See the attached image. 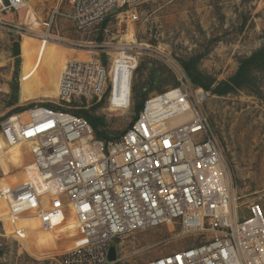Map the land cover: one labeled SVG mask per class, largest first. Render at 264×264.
Returning a JSON list of instances; mask_svg holds the SVG:
<instances>
[{
    "label": "built area",
    "instance_id": "built-area-1",
    "mask_svg": "<svg viewBox=\"0 0 264 264\" xmlns=\"http://www.w3.org/2000/svg\"><path fill=\"white\" fill-rule=\"evenodd\" d=\"M149 1L70 0L68 12L53 11L40 32L26 23L28 12L22 23L9 20L26 9L25 0H0V30L65 46L68 41L50 32L59 15L84 32L117 10L119 18L137 21L138 7ZM83 53L91 56L64 65L58 109L36 105L26 121L13 116L0 124V158L7 168L16 160L5 159L8 153L26 146L29 155L21 168L23 180L0 188L11 236L24 239L33 232L30 225L15 230L20 221H35L37 230L45 232L74 223L83 242L61 253L54 264H115L108 252L116 241L177 227L182 236L195 237L192 244L144 264H264V215L258 203L240 214L232 170L203 112L207 92L192 85L164 51L135 41L118 43L109 67L98 51ZM143 56L162 60L175 85L147 98L118 139H96L91 125L71 113L68 104L100 101L108 94L110 109H129L133 74ZM121 63L126 77L116 83Z\"/></svg>",
    "mask_w": 264,
    "mask_h": 264
},
{
    "label": "rangeland",
    "instance_id": "rangeland-1",
    "mask_svg": "<svg viewBox=\"0 0 264 264\" xmlns=\"http://www.w3.org/2000/svg\"><path fill=\"white\" fill-rule=\"evenodd\" d=\"M25 2L26 9L10 16V22H24L28 12L29 28L43 32L49 15L53 11L65 15L70 0ZM118 12H111L101 25L84 32L76 30L72 22L59 15L50 32L68 41L65 46L44 43L37 36L0 30V124L13 116L26 121L27 112L36 105H57L55 89L62 66L68 59L90 57L85 51H98L104 65L109 67L116 45L135 41L164 51L181 67V62H196L197 69L214 80V87L233 77L241 60L264 48V0H152L138 7V20L134 22L119 18ZM256 77L258 80L252 88L224 96L207 92L208 100L203 104V112L232 170L242 215L252 203H258L264 215L261 200L264 195V73ZM149 80L152 85L144 90L147 98L176 83L174 74L162 60L143 56L133 74L132 88H140ZM13 84L17 85L14 105L10 104ZM107 95L100 101L76 99L68 106L72 111L82 110L102 118L105 126L101 130L114 138L122 135L134 121L136 100L132 94L130 108L115 111L109 108ZM1 150L0 140V157ZM26 150L23 146L4 156L16 160L8 167L10 175L4 176L0 167V188L23 180L21 168L29 159ZM4 213L5 205L0 203V264H54L76 241L74 223L68 228L45 232L37 230L35 221H20L15 230L30 225L33 232L24 239H16L11 236L13 229ZM194 238L182 236L177 227L136 232L114 243L115 264H144L189 247Z\"/></svg>",
    "mask_w": 264,
    "mask_h": 264
},
{
    "label": "trees",
    "instance_id": "trees-1",
    "mask_svg": "<svg viewBox=\"0 0 264 264\" xmlns=\"http://www.w3.org/2000/svg\"><path fill=\"white\" fill-rule=\"evenodd\" d=\"M15 55L18 56L17 51ZM181 64L185 74L187 75L192 85L200 87L204 91L210 92L213 95L224 96L233 93L237 90H242L244 88H252L255 86V82H257L258 80L256 74L264 73V48L256 51L248 58L241 60L235 75L227 81L217 83L214 87H212L214 85V80L202 74L197 69L196 62H181ZM151 83L152 81L149 80L148 82L143 83L140 88H132L133 99L136 100L134 105V109L136 112L134 121L136 120L138 113L142 110L143 104L147 99V91L144 90L150 87L152 85ZM12 89L14 94L11 97L10 104L14 105L17 101V85L13 84ZM143 92L145 94H143ZM47 106L54 109H58V107L53 104H47ZM16 112H20V110H16ZM70 112L86 120L93 128L95 138L98 140L107 142L109 140L118 139L121 136L119 135L118 137L111 138L106 131H102L101 127L105 126L102 118L92 117L82 110H70ZM130 126L131 124L129 125V127Z\"/></svg>",
    "mask_w": 264,
    "mask_h": 264
},
{
    "label": "bare ground",
    "instance_id": "bare-ground-1",
    "mask_svg": "<svg viewBox=\"0 0 264 264\" xmlns=\"http://www.w3.org/2000/svg\"><path fill=\"white\" fill-rule=\"evenodd\" d=\"M43 41V40H42ZM44 43H48V44H50V45H59V44H56V43H49V42H45V41H43ZM60 46H63V45H60ZM66 63V62H65ZM65 63H64V65H65ZM64 65L62 66V68H61V70H60V75H59V78H58V82H57V86H56V89H55V97H57V90H58V84H59V80H60V76H61V73H62V71H63V69H64ZM120 69V70H119ZM124 65L121 63L118 67H117V72H116V75H115V77H114V79H115V81H116V83L117 82H120V81H122V80H124L125 79V77H126V74H125V71H124ZM0 167L2 168V172H3V175L4 176H7V175H10L9 174V171H8V168H7V166H6V163H5V161H3V159H1L0 158ZM76 233H77V228H76ZM83 241L81 240V238L78 236H76V241H74L73 243H72V245L70 246V247H73L76 243H82Z\"/></svg>",
    "mask_w": 264,
    "mask_h": 264
},
{
    "label": "water",
    "instance_id": "water-1",
    "mask_svg": "<svg viewBox=\"0 0 264 264\" xmlns=\"http://www.w3.org/2000/svg\"><path fill=\"white\" fill-rule=\"evenodd\" d=\"M108 259L110 262H116L117 260V253H116V249L114 246H111L109 248V252H108Z\"/></svg>",
    "mask_w": 264,
    "mask_h": 264
},
{
    "label": "crops",
    "instance_id": "crops-1",
    "mask_svg": "<svg viewBox=\"0 0 264 264\" xmlns=\"http://www.w3.org/2000/svg\"><path fill=\"white\" fill-rule=\"evenodd\" d=\"M56 244V243H55Z\"/></svg>",
    "mask_w": 264,
    "mask_h": 264
}]
</instances>
